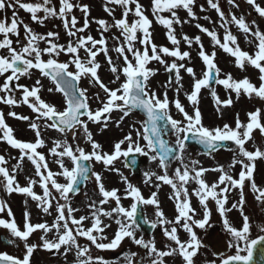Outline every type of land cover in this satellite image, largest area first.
I'll return each mask as SVG.
<instances>
[{"label": "snow or ice", "instance_id": "6c2138e0", "mask_svg": "<svg viewBox=\"0 0 264 264\" xmlns=\"http://www.w3.org/2000/svg\"><path fill=\"white\" fill-rule=\"evenodd\" d=\"M244 2L260 18H264V7L257 0H244ZM195 3L196 0H151V14L155 17V22L167 30V39L174 46L170 49L169 47H158L152 42L150 29L153 22L145 14L146 10L140 0H104V11L108 16L113 17V23L109 24L104 19L95 21L99 25V39L92 35H80L88 29L90 24L88 5L77 4L73 0H59L57 8L51 6L52 0H31V2L0 0V13H5L4 18L0 19V50H4L3 54H0V77L3 78V82L0 83V104L10 108L26 105L36 114L37 120L45 121V128L54 129L65 136L70 133L73 141L77 140L82 131L85 142L91 146V151H86L78 145L73 148L66 140H53L49 155L53 157L52 163L57 164L59 170L52 171L45 154L38 151L44 147L40 125L30 121L27 116H20L15 111H9L8 116L17 120H29V127L35 133L34 142H22L14 137L13 129L6 123L4 113L0 112V141L6 142L12 149L19 150L17 162L11 166H9L8 159L0 155V189L8 195L18 193L30 197L46 214H49L50 208L53 207L52 201H56V216L51 225L32 224L28 211L24 212L23 230L18 227L14 218L0 219V228L8 230L12 238L6 240L5 243L12 244L18 240L23 242L26 249L22 259L0 253V264H30V258L38 247L49 252L55 250L56 254L65 256L74 251L76 264H107L103 257H93L92 247L94 246L97 250H115L125 238L145 250L143 257L138 252L125 253L123 257L125 264H145V261L147 264H167L166 257L177 255L182 258L183 264H195L194 257L197 256L198 250L204 247V244L194 229L206 230V227H212L208 210L209 199L215 201L222 219L223 231L229 237L227 248L235 250L234 254L220 258L219 264H252L254 250L257 246L261 250V264H264V235L259 236L258 239H250L253 225L250 217L243 211L246 203L245 188L249 184L255 200L264 210V187L257 186L254 180L255 161L264 159V150L257 147L255 151H248L246 148V144L253 139L254 130L258 129L260 135L264 136V111L256 109L249 112L247 123L242 122L237 116L234 128L227 123L223 127L208 128L202 123V114L198 107L201 90L209 88L210 82L213 81L216 85L223 86L230 94L235 93L237 99L243 94L249 99L256 97L264 101V32L256 25V20L248 23L244 15L237 16L233 12L226 14L219 0H207V9H213L219 17L220 27L224 29L223 38L221 40L216 31L209 30L199 23L195 25L196 28L210 37L213 47H218L230 57H234L237 68L244 69L246 65H250L257 69L260 83L257 87L248 78L237 81L231 74L220 78V69L215 63L216 52L209 54L204 49L200 36L192 39L185 35L183 40L189 48H192L194 43L199 45L198 56L205 66L202 78H197L194 69L182 63L190 59V52L180 51V41L176 38L174 27L178 24L189 23L190 20L200 19L193 11ZM227 3L233 9L240 7L236 0H227ZM75 8H79L83 14L82 27H77L78 21L73 15ZM116 8L122 12L120 19L114 17ZM200 8L202 12L207 11L203 5ZM8 9L12 10L10 18L6 15ZM18 10H23L30 15L33 23L41 25L50 18L59 19L68 37L75 39H70L65 46L55 42L58 33L49 32L46 37L38 35L19 17ZM179 10L185 11L190 20L182 21L178 15ZM129 17L132 19L129 20ZM203 19L209 20L210 18L204 16ZM230 26H235L244 34L246 43L255 45L256 50L253 55L241 50ZM21 27L24 33L23 39L20 38ZM111 28L119 32V36L113 37L118 43L111 51L117 54L118 60L122 58V64L113 61L107 47L108 42L104 33L109 32ZM12 37L16 39L13 40ZM41 41L48 46L42 49L39 46ZM137 43L143 45L142 50L136 47ZM81 50L85 54L83 58L80 55ZM100 53H103L109 71L114 76L111 83L119 82L114 89L106 86L98 75L101 64L97 61V56ZM61 54L69 56L70 59L67 62H58L56 57ZM44 55L48 56L47 60L42 58ZM164 57H172L174 60L168 63ZM152 61L163 65L166 72L175 73V81H170L168 85H165L166 90L162 97L149 87L150 78L156 75V71L148 67ZM181 69L193 81L191 92L185 93L187 101L192 106V114L186 111L179 99L170 100L168 96L167 89L173 85V90L177 95L183 89ZM33 70H37L40 75L47 77L55 85L54 89L48 88L49 92L55 91L62 94L64 101L62 110L41 98L39 93L42 85L39 79L31 88L19 83L21 77H30ZM81 78L88 79L89 83L98 85L103 91L105 94L103 99L99 93L95 96L102 107L95 110L91 108L88 89L79 86ZM210 91L217 106V112L223 115L222 108L230 107L233 103L231 97L221 100L214 88ZM172 105L182 115V120L173 118ZM114 111L122 114L116 122L117 127L126 117L137 111L145 118L135 122L139 124V127L133 126L134 135L132 131H129L114 144L112 152L108 153L104 152L101 145L93 139L88 125L89 122L103 123L107 127L111 113ZM83 117L86 119H82ZM169 127L175 135V149L162 139V134H166ZM190 138L209 150H217L225 142L235 145L232 149L233 159L228 169L226 170L224 166L213 169L197 167L199 162L196 160L191 161V167L185 164L183 153L186 150V141ZM137 154L147 157L149 162L158 161L159 168L163 170L162 175L145 172L144 183H152L158 190L160 185L153 182L154 177L155 181L171 187L173 196L169 199H174L176 212L173 220L167 219L160 210L156 192L151 194V198L145 199L139 188L129 183L126 177H122L126 185L123 198L132 200L130 207L125 208L122 206L121 196L117 194L118 190H107L101 175L92 171L91 166L94 162L102 164L109 171L118 173L119 169L114 167V162L123 157L125 167L135 166L137 161L134 157ZM129 157L133 158L129 159ZM170 158L181 162V167L176 168L171 176L168 172ZM25 159L34 166V175L39 180L29 179L27 186H21L17 177ZM66 161L70 162V167L66 166ZM237 165L240 166L238 179L231 174V169ZM208 171L219 173L218 180L211 185L204 180V175ZM90 176L95 178L99 196L102 198L98 201H90L88 205L90 217L77 218L74 213L79 209L71 206L70 193H77L78 186ZM60 177H63L65 183L59 182ZM190 182L198 186L191 193L187 188ZM37 183L43 190V195H38L33 191V186ZM234 189L239 190V199L227 208V194ZM190 196L196 197L203 209L201 219H195L197 212L191 206ZM112 201L115 202V207L106 211L103 205ZM141 205H152L156 208L154 221L147 220L142 214L138 216L141 212ZM6 209L7 216L12 218L13 213L9 206L0 201V213L5 212ZM233 209H239L242 217V225L239 229L230 223L226 215ZM102 218L114 219L118 225V229L110 240L104 235L105 229L110 225L104 224ZM89 220L90 226L85 227V221ZM140 224H147L152 229L160 227L163 230V236L170 242L165 244L167 250H159L154 239L138 238L136 232ZM180 228L187 233L186 241H182L178 235ZM257 228L259 232L264 233V225H257ZM38 230L43 232L40 236L42 245L29 244V237ZM53 231L55 238L48 239V234ZM80 237L90 244L81 245L78 240ZM105 240L109 242H104Z\"/></svg>", "mask_w": 264, "mask_h": 264}, {"label": "rangeland", "instance_id": "374dc122", "mask_svg": "<svg viewBox=\"0 0 264 264\" xmlns=\"http://www.w3.org/2000/svg\"><path fill=\"white\" fill-rule=\"evenodd\" d=\"M25 2H31V0H25ZM74 3L77 4H85L89 6L90 15L88 17L90 24L88 29L85 30L84 33H81L80 35H92L94 38L99 39L100 38V30L99 25L95 23L98 19H104L109 24L113 23V17L108 16V14L104 11V0H73ZM236 2L240 5L238 9H233L228 3L227 0H219V4L222 8V10L227 14L229 12H233L235 15L240 16L244 15L246 17V21L248 23H251L252 20H256V25L259 27V29L264 32V18H260L258 14L254 12L250 8L249 5L244 3L242 0H236ZM257 2L264 7V0H257ZM59 0H52V5L58 8ZM140 3L144 6L146 12L145 14L148 16V18L153 22L152 27L150 29V32L152 33V42L156 44L158 47H169L170 49L174 46L171 45V43L167 39V30L157 24L155 22V17L152 16L151 10H150V3L151 0H140ZM203 5L207 9V0H196V3L194 5L193 11L196 13L200 19L198 20H190L189 17H187V14L183 10H179L178 15L180 19L183 20H190L189 23L185 24H178L175 25V35L176 38L180 41L179 49L181 52L183 51H189L190 52V59L183 61L182 63H185L186 66L192 67L196 73L197 78H202V74L205 71V66L203 65V62L199 59L198 56V50L199 45L193 44L192 48H189L187 44L184 42L183 37L187 35L189 38L194 39L196 36H200L201 42L204 46V49L210 54L211 52H216V59L215 63L217 64L218 68L220 69L221 76L220 78L226 77L228 74H231L234 80H242L244 78H248L251 83L259 86V72L257 69H254L250 65H246L244 69L237 68L235 66V59L234 57H230L228 54L224 53L222 49L218 47H213V44L211 42L210 37H208L205 33H201L199 29L196 28V24L199 23L203 27L214 30L217 32L218 37L222 40L224 35V29L220 27V21L219 17L217 16L216 12L213 9H207V11H201L200 6ZM12 10L8 9L6 12V15L10 18L11 17ZM2 14V13H1ZM19 17L24 21V23H27L32 30L41 36H47V33L53 32L58 33V36L55 38V42L60 45H67L69 43L70 38L68 37L62 21L55 18H50L46 20L42 25L33 23L30 19V15L25 13L24 11L18 10ZM73 15L76 16L78 24L77 27L83 26V14L80 12L79 8L73 9ZM167 16L168 14H164ZM5 16V13L3 16H0V19H3ZM122 16V12L120 9L116 8L114 11V17L115 19H120ZM204 16H208L210 19L205 20L203 19ZM132 17H129V20H131ZM230 30L237 37L238 44L241 48V50L248 52L250 55H253L255 52V45L246 43L244 40V34L241 33L235 26H230ZM23 28H20V38L23 39ZM105 38L107 39V47L110 50V55L113 58V61L118 64H122V58L119 60L117 59V54L114 51H111V49L117 45L118 41L114 40V36H119V32L115 28H111L109 32L104 33ZM142 38V36H141ZM13 40L16 38L13 37ZM42 49L46 48L48 45L41 41L39 45ZM137 48L143 49V46L141 44L137 43ZM4 50H0V54H3ZM81 57H84V53L81 50L80 52ZM44 60L48 59L47 55H44L42 57ZM131 58V57H130ZM58 62H67L70 57L64 54H61L59 57H56ZM164 59L171 63L174 58L172 57H164ZM97 61L101 64V68L98 70V75L101 79V81L108 86L111 89H114L118 86L119 82L117 84H112L111 81L114 79L113 74L109 71V66L107 64L106 58L104 57L103 53H100L97 56ZM178 63H181L178 61ZM149 68L156 71V75L151 77L149 80V87L156 91L161 97L163 96V93L165 92L166 88L165 85L169 84V74L165 71L164 66L160 65L156 61H152L149 65ZM70 70H74L73 68H70ZM180 75L182 77L181 83L183 84V89L177 95V93L173 90V87H169L167 89L168 96L170 100L179 99L180 102L184 105L186 111L189 112V114L193 113L192 106L187 101L185 93L191 92V86H192V78L183 70L181 69ZM39 79L41 81V92L39 93L41 98L58 109L62 110L64 107V101L63 96L60 93H57L55 91L49 92L48 88H55L52 82L47 78L39 74L37 70H33L32 75L21 77L19 80V83L25 86H28L31 88L35 81ZM123 80V77L121 78V82ZM175 81V73H174V80ZM3 82V78L0 77V83ZM80 87L87 88L88 89V95L90 97V106L93 110L102 107L100 105L99 101L95 99V96L97 93H99L101 99L104 98V93L101 89H99L98 85H93L89 83L88 79L81 78ZM214 88L217 96L221 100H226L231 97L233 103L230 107L222 108L223 115L217 112V106L215 105L211 91L210 89ZM212 88H204L202 89L200 95H199V104L198 107L200 108V111L202 113L203 119H204V126L208 128H216V127H223L224 124H228L231 127H235V121L237 116L239 119L243 122L246 120L245 113L248 112V110L255 111L256 108H264V101L262 103L258 101H252L246 102V95H241L238 99L235 95V93H229L227 92L223 86L216 85ZM19 96V93H17ZM256 97H253V99ZM259 99V98H256ZM9 111H15L20 116H27L29 117V120L32 122H36L38 125H40V131L42 139L44 140V147L39 149L38 151L45 154L46 159L49 163V167L52 171H58L59 166L57 164L52 163L53 157L49 155V149L53 146L52 141L55 139L60 140H66L68 143H70L73 148H75L77 145L79 147L84 148L86 151H91V146L87 144L83 138V132H80V135L77 137V140L73 141L71 134L61 135L60 133L56 132L54 129L51 128H45L43 120H37L36 114L31 111L26 105H21L19 107L10 108L7 105L0 104V112H3L5 115L6 123L13 129L14 137L22 142H34L35 141V133L33 130L29 127V120H17L11 116H8L7 113ZM122 114L120 112L114 111L111 113V119L109 120L107 127L103 123L100 124H92L89 122V131L93 135V139L101 145V148L104 152L111 153L113 150V146L116 142L119 141V139H122L124 135L128 134L129 131L133 132L134 130L133 126L135 125L136 128L139 127L138 123H135L137 121H142L143 118L138 115L137 113L130 114L129 117H126L122 122H120V126H116V122L119 121V118ZM171 115L174 119L182 120L183 117L181 114H179L174 105L171 106ZM86 119V117L82 118ZM103 119V118H102ZM257 134H260L259 132ZM174 141H175V135H174ZM264 139L260 138V136H255L254 140H251L249 143V146H246L248 148V151L255 150L257 147L263 148L264 150ZM143 143V142H141ZM0 155H4L6 159H8L9 166L16 164L17 159L19 157V150L12 149L9 145H7L6 142L0 141ZM233 151L232 152H220L217 155L214 156H204L199 155L195 153L194 151L187 149L183 153V162L185 164H188L189 167H191V161L196 160L198 161L197 167H202L205 169L208 168H217L219 166H224L225 169H228V165L231 164L233 159ZM147 165L142 169L141 176L139 178H134L130 175V173L125 169L124 167V161L123 159H119L118 161L114 162V167L116 169H119V172L115 171H109L106 169L102 164H96L93 162L91 168L92 171L97 172L102 177V182L107 190L117 189V194L122 197V200L124 199V189L126 188V185L124 184L122 177H126L128 182L131 183L133 186L140 189L142 196L145 199L151 198V194L153 192L157 193V200L159 202L160 210L164 213V216L169 219L173 220L176 212H175V201L174 199H169V197L173 196V191L170 186L164 185L160 181H155V178L153 177L154 183H159L160 187L157 190L156 187L153 186L152 183L145 184L144 183V173L145 172H153L158 175L163 174V170L159 168L158 161L155 162H149L147 161ZM66 166L70 167V162L66 161ZM181 167L180 161H175L174 164L171 166V168L168 169L169 175L171 176L175 169ZM238 169V168H237ZM237 169H233V176L235 175V172ZM219 173H216L214 175H208V177L212 178V181H215ZM18 182L21 186H27L29 179H35L39 180L38 177L34 175V166L31 164L30 161H27V159L24 160L22 164V168L18 173ZM206 178L204 177V180ZM59 182L65 183L63 177L59 178ZM197 185H195L194 182H190L187 185V188L189 190V193H191ZM261 187H264V185H261ZM33 191L38 195H43V190L39 187V183L35 184L33 186ZM249 194H247L246 198ZM251 195V194H250ZM253 199L255 200V197L251 195ZM102 197L99 196V189L95 183V178L90 177V179L85 183V186L83 189H81V192H79L76 195H70V203L73 208L79 209V211L75 212L74 215L79 218L80 216H89L91 215L90 209L88 207L90 201H98ZM238 199V198H237ZM236 199V201H237ZM0 201L6 203L9 208L11 209L13 213V217L9 218L7 216V209L5 212L0 213V219L10 220L15 219L17 222L18 227L23 230V222H24V212L28 211L30 212V222L32 224H38V223H46L48 225H51L52 222L55 219L56 211H55V204L56 201H52L53 207L50 208L49 214L44 213L40 208L36 206L37 202L31 200L30 197H26L22 194L13 193L11 195H8L6 192H4L2 189H0ZM61 203H64V201H60ZM248 202V200H247ZM132 203L131 199H127L122 206L125 208H129ZM190 203L193 208L196 209L197 216L195 219H200L202 207L200 206L198 200L194 196H190ZM115 207V202L112 201L109 204L103 205V208L108 211L111 210V208ZM227 207V206H226ZM228 208V207H227ZM261 206L257 203L255 200V205L248 203L244 206L243 211L246 215L250 217L251 223H252V229L250 232V239H255L256 236L262 234L258 232V228L256 227V224L258 222V225H264V218H263V211L261 210ZM215 210L218 212V210L215 208ZM143 211L145 214V217L149 221H154L156 219L155 211L156 208L152 205H143ZM215 212H212V221L213 223L220 224V231L218 232L219 236H221L222 240L225 242V247L220 248L218 252H216V258L220 259L222 257H226L227 255L234 254V249H228L226 244L229 237L227 234L223 231L222 224L219 222L221 221V217ZM230 213V212H229ZM227 213L226 215L228 216ZM232 218L234 219L238 229L240 228V224L242 221V217L240 216V211L234 212L232 215ZM104 224H109L110 227L105 229L104 235H106L109 240L114 236L115 231L118 229V225H116L114 219H108V218H102ZM230 223L231 219H229ZM85 227L90 226V220L85 221ZM170 227V226H169ZM208 228V227H207ZM206 228V230H207ZM152 235L150 237H146L141 235L139 232H136L137 237H143L145 240H155L156 247L159 250H167L165 248L166 243H170L166 240V238L163 236V230L160 227L156 228ZM206 230H196L198 238L200 241L204 244H210L213 246V249L216 250L215 245L217 244V241L209 242L206 238L207 231ZM3 236L5 240L12 239L10 236V233L8 230L0 228V236ZM43 235L42 230H38L37 232L33 233L29 237V244H37L42 245V241L40 240V236ZM178 235L182 241L187 240V233L183 231L182 228L178 230ZM216 235V236H218ZM48 239H54L55 233L54 231L52 233H49L47 236ZM214 238V234H213ZM79 243L81 245L83 244H90V242L86 241L84 238L80 237L78 238ZM109 240H105L104 242H109ZM221 242V241H220ZM215 244V245H214ZM120 249L114 252H103V250H97L94 248V246L91 249L93 257L100 256L103 257L104 260L107 262V264H125V261L123 259L124 254L128 252H138L141 257L145 255V250L139 248L138 246L134 245L130 239H124L122 245H120ZM218 247V246H216ZM62 251V250H61ZM0 253H7L11 256L18 257L20 259L23 258V255L26 253V249L23 246V242L16 241L12 244H10L8 247H3L0 242ZM214 253V252H213ZM212 253V254H213ZM209 251L204 249L203 251L201 248L198 250V255L194 258L195 264H216V261L212 258V255ZM245 254V253H243ZM216 259V260H217ZM165 260L167 261V264H183L182 258L178 255L175 257H166ZM30 264H76V257L75 252H71L69 254L62 255V254H56L55 250L52 252L44 250L42 247H38L32 257L30 258ZM145 264H147V261H145Z\"/></svg>", "mask_w": 264, "mask_h": 264}, {"label": "water", "instance_id": "95a60500", "mask_svg": "<svg viewBox=\"0 0 264 264\" xmlns=\"http://www.w3.org/2000/svg\"><path fill=\"white\" fill-rule=\"evenodd\" d=\"M171 134H172V132H171V129H170V127H169L167 133H166V134H162V139H164V140L168 143V145H169L170 147H173V148L175 149V144L170 143V141L168 140V137H169V135H171ZM189 145H191V144H187V143H186V147L189 146ZM174 160H175V159H171V158H170V160H169V162H168V166L171 165L172 162H173ZM141 214H142L141 212L138 213V216H140ZM260 251H261V250H260L259 246H257V248L254 250V255H253L252 264H261V260H262V258H261V255H260Z\"/></svg>", "mask_w": 264, "mask_h": 264}]
</instances>
